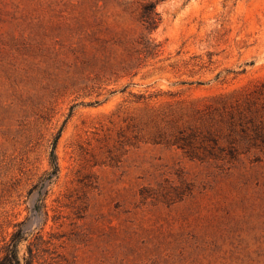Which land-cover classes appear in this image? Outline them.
Here are the masks:
<instances>
[{
	"label": "rangeland",
	"instance_id": "1",
	"mask_svg": "<svg viewBox=\"0 0 264 264\" xmlns=\"http://www.w3.org/2000/svg\"><path fill=\"white\" fill-rule=\"evenodd\" d=\"M17 231L31 264H264V0H0V260Z\"/></svg>",
	"mask_w": 264,
	"mask_h": 264
},
{
	"label": "trees",
	"instance_id": "2",
	"mask_svg": "<svg viewBox=\"0 0 264 264\" xmlns=\"http://www.w3.org/2000/svg\"><path fill=\"white\" fill-rule=\"evenodd\" d=\"M156 4H157L156 2H152V1L146 2L142 4L141 9L138 13L139 22L141 23L144 31L147 34H150V32L156 28L159 21L158 13L155 11ZM50 157H51L50 158L51 172H49L47 176L53 177L57 172V165L55 163L53 149ZM44 181L45 180H42V182ZM43 185L44 183L41 184V186ZM20 240L21 237L17 231L12 235L10 243L6 247L5 255L0 260V264H31V261L29 259L23 258L22 260H20L18 258L17 245Z\"/></svg>",
	"mask_w": 264,
	"mask_h": 264
}]
</instances>
